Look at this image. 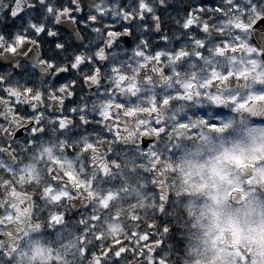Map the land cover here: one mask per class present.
<instances>
[{
	"label": "snow or ice",
	"instance_id": "snow-or-ice-1",
	"mask_svg": "<svg viewBox=\"0 0 264 264\" xmlns=\"http://www.w3.org/2000/svg\"><path fill=\"white\" fill-rule=\"evenodd\" d=\"M0 264H264V0H0Z\"/></svg>",
	"mask_w": 264,
	"mask_h": 264
}]
</instances>
